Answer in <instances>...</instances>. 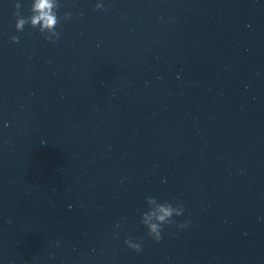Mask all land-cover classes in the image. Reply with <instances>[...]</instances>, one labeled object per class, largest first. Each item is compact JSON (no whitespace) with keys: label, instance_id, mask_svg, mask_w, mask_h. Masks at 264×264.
<instances>
[{"label":"water","instance_id":"95a60500","mask_svg":"<svg viewBox=\"0 0 264 264\" xmlns=\"http://www.w3.org/2000/svg\"><path fill=\"white\" fill-rule=\"evenodd\" d=\"M33 2L0 0V264H264V0H57L51 40ZM147 197L184 207L158 243Z\"/></svg>","mask_w":264,"mask_h":264},{"label":"clouds","instance_id":"9594fccd","mask_svg":"<svg viewBox=\"0 0 264 264\" xmlns=\"http://www.w3.org/2000/svg\"><path fill=\"white\" fill-rule=\"evenodd\" d=\"M102 7V4L98 3L96 5L97 10H100ZM20 8L21 5L17 3V12L14 15L16 16L15 27L18 31H23L25 25L29 24L32 28H39L42 34L47 33L48 35L45 36L46 40L59 37V33L55 30L58 24L56 10L59 8V4L57 0H34L31 5L32 15L26 18L20 15ZM70 17L71 13H65L64 19H69ZM11 40L18 43L19 37L12 36ZM146 203L148 210L142 213L141 223L147 228V235L158 243L163 239L162 232L164 225L174 224L173 217L182 215L184 207L178 201L176 202V206H173V203H161L154 197H147ZM119 226V223H117L116 227L119 228ZM176 226L183 229L187 227V224L180 223L176 224ZM125 244L137 252L142 251L141 243L133 242L130 238L125 240Z\"/></svg>","mask_w":264,"mask_h":264}]
</instances>
